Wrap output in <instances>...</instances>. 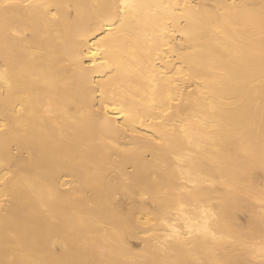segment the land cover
I'll return each instance as SVG.
<instances>
[{
    "label": "bare ground",
    "instance_id": "1",
    "mask_svg": "<svg viewBox=\"0 0 264 264\" xmlns=\"http://www.w3.org/2000/svg\"><path fill=\"white\" fill-rule=\"evenodd\" d=\"M0 264H264V0H0Z\"/></svg>",
    "mask_w": 264,
    "mask_h": 264
},
{
    "label": "rangeland",
    "instance_id": "2",
    "mask_svg": "<svg viewBox=\"0 0 264 264\" xmlns=\"http://www.w3.org/2000/svg\"><path fill=\"white\" fill-rule=\"evenodd\" d=\"M132 246H134V249L137 247H141V240L140 239H136V240H132Z\"/></svg>",
    "mask_w": 264,
    "mask_h": 264
}]
</instances>
